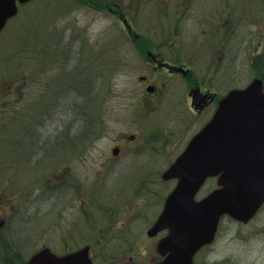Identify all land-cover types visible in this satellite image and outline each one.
Listing matches in <instances>:
<instances>
[{
  "label": "rangeland",
  "instance_id": "obj_1",
  "mask_svg": "<svg viewBox=\"0 0 264 264\" xmlns=\"http://www.w3.org/2000/svg\"><path fill=\"white\" fill-rule=\"evenodd\" d=\"M95 2H110V8L116 3L114 0ZM188 3L190 7L183 5L180 15L184 16L177 24L179 42L196 45L198 50L210 49L215 57L221 48L215 27L221 24H211L212 19L216 21L221 6H228L230 49H224L225 66L218 71L221 78L217 81L223 93L243 89L255 75H264V0H191ZM163 4L164 0H150L148 10L159 14ZM25 12L21 10L22 17ZM151 12L150 28L160 21L159 15ZM61 14L55 27L57 36L64 28L71 29L64 38L65 43H71L69 47L63 46L67 49L63 54L70 58L71 62H67L70 64L64 65L63 56L57 64L46 65L43 70L44 65L39 62L32 64V68L22 67V73L30 76L24 79L15 95H10V91L3 95L4 87L9 85L0 83V235L1 230L11 226L10 239L23 252L26 262L45 247L61 255L86 245H94L97 252L113 249L110 243L95 241L99 219L103 220L105 213H113V210H101L100 206L112 209L133 206L135 210L164 206L176 182L163 181L162 174L204 122H189L187 106L181 104L184 92L180 85L171 86V93L156 109L146 107L151 106L146 104L147 98L134 93L139 86L138 70L120 60L119 54L124 52L114 18L87 7L86 3L70 1ZM161 20L165 23L166 18ZM48 56V61H56V55ZM204 57L198 63L200 73L209 69ZM64 71H69L72 78L89 73L94 76L92 98L98 99L93 103L102 106V110L99 113L93 109L97 125L92 135L88 132L92 121L88 115L92 110L71 109L63 102L50 111L51 116L43 115L40 106L34 110L40 101L43 104L48 92L47 103L55 102L59 91L51 89ZM67 76H62L59 83L64 84ZM178 101L182 105L180 110ZM86 102L92 104V101ZM14 118L17 119L11 122ZM131 135L137 137V144L132 145V151L130 147L123 153L125 171L105 164V157L112 155L111 148L117 142L128 144ZM68 140L73 142L70 144ZM110 168L113 172H109ZM68 177L73 183L70 187L66 185ZM216 186V180H209L198 199ZM117 245L118 249L125 246L119 242L114 244L115 249ZM214 251L219 256L232 257L234 264H264V206L248 225L225 218ZM3 255L0 245V264H4ZM15 264L21 262L18 260Z\"/></svg>",
  "mask_w": 264,
  "mask_h": 264
},
{
  "label": "flooded vegetation",
  "instance_id": "obj_2",
  "mask_svg": "<svg viewBox=\"0 0 264 264\" xmlns=\"http://www.w3.org/2000/svg\"><path fill=\"white\" fill-rule=\"evenodd\" d=\"M125 1L126 3L123 7L114 5V9H110V15L115 20L118 35L120 40H122L119 45L124 55L119 54L120 60L125 61L128 65L135 66L139 72V76H137L139 82L138 91L136 90L134 93L142 95L141 98L145 96L147 98L146 104L151 105L146 107L153 110L171 93V86L180 85L183 87L182 91L184 94H180L184 95V101L182 103L178 101L177 108L180 110L181 104L184 103L187 106L186 111L189 115V122L204 121L200 124L201 128L188 141L187 147L191 139L211 121L221 101L234 90L230 89L223 93L217 83L221 78L218 71L222 69V66H225L224 49L229 48L230 27L228 17L230 14L228 6H221L220 14L215 18L216 21L213 22L214 19H212L211 24H216L217 22L221 24L215 27L219 33L218 40L221 43V48L218 49L215 57L213 52L210 49L203 48V45H201L203 49L198 50L195 47L196 45H185L179 42L180 29L177 24L184 16L180 15L183 5L190 7L188 2H191V0H185V3H183L184 0H164V4L161 7L159 6V14L148 10L150 0ZM150 12L154 15H159L160 18V21H157V24L151 28L148 26V23L150 24ZM161 16L166 18L165 23L161 20ZM196 16H198V12ZM197 23L195 22V24ZM156 33L161 36L158 38L150 36ZM203 57L206 58L205 61L208 62L206 65L209 69L207 68V71L203 70L204 73H200L202 69L199 68L198 63L202 61ZM213 67L215 68L213 69ZM215 73L217 76H214ZM257 78L264 81V75L262 74L255 75L254 79ZM128 141V144L117 142L111 148L112 155L105 157V164L113 166L114 170L124 172L126 165L122 161L124 158L123 153L130 147L129 151L133 150L132 145L137 144V137L131 135ZM148 143H150V139ZM93 145L91 144V146ZM115 150L117 154L113 153ZM111 170L112 168H110L109 172H113ZM72 184L70 177H68L66 185L70 187ZM110 207L100 206L101 210L106 209L107 212L113 210V213H105V218L103 220L99 219V230L95 236V241L110 243L113 249L97 252L94 250V245L82 247L88 246L90 248L89 256L93 264L169 263V258L173 257L172 250L168 249V245H164L160 250V245L168 239L171 230L168 227L156 229L166 206H145L144 209L139 208L137 210L133 206H122L123 208L115 209ZM152 207L156 208L152 209ZM156 210L157 212H155ZM108 214L110 216L109 219ZM18 215L21 217V213ZM144 226L145 228L143 229L142 227ZM220 230L214 243L203 246L195 254L192 264H230V262L234 264L232 257L227 255L219 256L214 251ZM141 232L145 234L140 236L139 233ZM116 242H122L125 246L122 249H118L117 245L115 249L114 244H117ZM73 252L62 255L65 256ZM180 262L177 260L176 264ZM235 264L237 263L235 262Z\"/></svg>",
  "mask_w": 264,
  "mask_h": 264
},
{
  "label": "water",
  "instance_id": "obj_3",
  "mask_svg": "<svg viewBox=\"0 0 264 264\" xmlns=\"http://www.w3.org/2000/svg\"><path fill=\"white\" fill-rule=\"evenodd\" d=\"M33 0H0V33ZM117 154V151H114ZM218 188L204 199L196 196L209 178ZM178 179L156 229L171 234L160 245L172 250L168 264H192L194 255L211 244L225 215L248 223L264 205V85L255 79L246 89L223 99L213 119L163 175ZM89 247L65 257L44 248L27 264H92ZM188 261V263H186Z\"/></svg>",
  "mask_w": 264,
  "mask_h": 264
},
{
  "label": "trees",
  "instance_id": "obj_4",
  "mask_svg": "<svg viewBox=\"0 0 264 264\" xmlns=\"http://www.w3.org/2000/svg\"><path fill=\"white\" fill-rule=\"evenodd\" d=\"M69 1L71 3L83 2L86 4L97 5L98 3V5H101V3L95 2V0H35L22 8V11H26L25 16L22 17V14L20 13L16 20H14L0 36V83H7L9 85V88L8 86L7 88L4 87L3 95L9 93V91L10 95L13 93L15 95L17 90H19L21 83H24V79L30 76L27 72L22 73V67L32 68V64L39 62L40 65H44L42 68L43 70L46 65L57 64V60L63 56H65L63 58V62H65L64 65L70 64L67 63L71 62L70 58H67L66 55L63 54L67 50H64L63 46L68 45L69 47V44L71 43H65L64 39L68 37V33H71V29L66 27L62 30L59 36H57L58 29L55 27L57 26L56 22L61 20L60 18L63 15L61 12ZM63 3H65V5H63ZM183 3H185V0ZM50 53L56 55L54 56L57 57L54 58L56 61H48V54L50 55ZM68 72L69 71H64L55 81L54 87L51 89V91H55V88H57L59 91L55 102L50 105L47 103L50 95V92H48L49 95H47L43 104L40 101L38 106L35 105L36 108H34V110H37L40 106V112L42 110L43 115L48 113V116H51L50 111H52L53 108H57L60 105L59 102H63V104L75 110L78 108L92 110V113L88 115L89 118L92 119L91 122L89 121L90 125L88 132L92 135L93 132H95L94 127L96 128L97 125V122L93 119L95 115L93 114V109H96L95 111H99V113H101L102 110V106H96L93 103L98 99L97 97V99L93 101L92 98V93L95 88L93 82L94 76H92V73H89V75L87 74L86 76L76 75V78H72L71 74ZM66 74L68 75L66 82L60 84L59 82L61 81L62 76H65ZM83 99H85L84 103L82 102ZM86 101H92V104H87ZM1 103L5 104V102ZM57 103L59 104L56 106ZM99 113L96 116H98ZM16 119L17 118L12 119L11 122ZM71 127L72 125L70 128ZM81 141L82 140H79V142ZM72 142L73 141H69L70 144ZM1 231L0 245L4 253L3 263L15 264L19 260L21 264H25L26 258L24 257L23 252H19L14 240L10 239V235L13 232L11 226H7V228Z\"/></svg>",
  "mask_w": 264,
  "mask_h": 264
}]
</instances>
